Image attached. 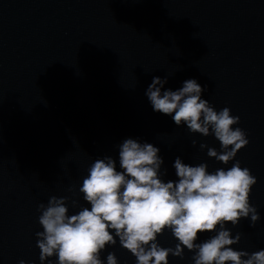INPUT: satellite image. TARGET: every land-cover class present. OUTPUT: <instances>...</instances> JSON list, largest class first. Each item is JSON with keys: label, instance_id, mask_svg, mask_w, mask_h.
<instances>
[{"label": "water", "instance_id": "obj_1", "mask_svg": "<svg viewBox=\"0 0 264 264\" xmlns=\"http://www.w3.org/2000/svg\"><path fill=\"white\" fill-rule=\"evenodd\" d=\"M156 76L172 90L196 79L217 111L240 117L233 128L247 146L227 164L209 157L208 147L222 151L214 134L153 110L145 93ZM127 138L160 149L165 181L178 179L177 157L209 171L236 160L248 167L260 219L225 227L240 233L234 249H264V0H0V264H42L38 206L52 196L68 198L69 215L87 206L79 188L88 169L111 156L120 170ZM158 242L178 241L166 230ZM109 252L136 264L118 238L101 253L105 264ZM193 256L185 248L169 264H194Z\"/></svg>", "mask_w": 264, "mask_h": 264}, {"label": "clouds", "instance_id": "obj_2", "mask_svg": "<svg viewBox=\"0 0 264 264\" xmlns=\"http://www.w3.org/2000/svg\"><path fill=\"white\" fill-rule=\"evenodd\" d=\"M166 83L167 77H153L146 90L153 110L171 116L190 132L214 134L222 151L208 147L209 157L227 164L247 146L245 131L233 128L240 117L232 115L229 107L217 111L202 98L205 89L196 79L183 81L176 90L164 89ZM159 151L151 143L127 138L119 145L120 170L111 156L95 159L88 169L79 188L87 206L69 215L67 197L52 196L47 205L41 203L38 219L43 230L36 236L42 264L52 256L58 257L57 264H105L101 253L117 238L136 257V264H169L170 254L182 258L185 248L194 252V264H264V249L251 253L234 249L240 233L233 236L225 227L249 217L254 226L260 219L250 202L257 183L251 170L236 160L230 168L209 171L207 163L193 166L177 157L178 179L165 181ZM166 230L178 241L174 248L158 242ZM205 232L215 235L197 243ZM106 264H119L114 252L107 254Z\"/></svg>", "mask_w": 264, "mask_h": 264}]
</instances>
